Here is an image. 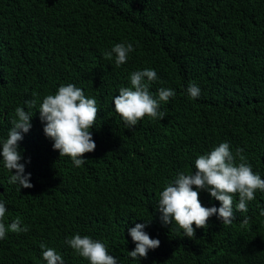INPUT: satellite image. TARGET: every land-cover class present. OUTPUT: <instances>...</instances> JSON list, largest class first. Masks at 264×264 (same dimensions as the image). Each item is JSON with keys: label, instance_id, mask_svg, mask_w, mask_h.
<instances>
[{"label": "trees", "instance_id": "obj_1", "mask_svg": "<svg viewBox=\"0 0 264 264\" xmlns=\"http://www.w3.org/2000/svg\"><path fill=\"white\" fill-rule=\"evenodd\" d=\"M118 43L135 49L119 67L114 55L105 58ZM144 69L157 73L153 95L160 88L176 95L161 102L163 120L145 117L129 129L113 99ZM190 83L198 98L188 94ZM67 84L99 110L96 148L81 167L53 149L38 111ZM17 107L33 115L18 149L33 187L8 183L16 173L0 156V202L3 222L19 217L29 231L0 240V264H46L41 244L64 264H90L65 243L76 234L103 243L117 264H264V191L247 212L236 211L237 194L235 220L214 215L206 228L193 225L194 237L163 224L158 210L166 184L193 173L197 157L224 142L237 164L242 150L264 179V0H0V150ZM199 200L221 207L204 190ZM137 224L160 246L132 260L129 230Z\"/></svg>", "mask_w": 264, "mask_h": 264}, {"label": "clouds", "instance_id": "obj_2", "mask_svg": "<svg viewBox=\"0 0 264 264\" xmlns=\"http://www.w3.org/2000/svg\"><path fill=\"white\" fill-rule=\"evenodd\" d=\"M135 49L132 43L115 44L110 52L105 53L106 59H113L117 67L126 63L129 53ZM145 78L147 82H145ZM158 79L152 69L136 71L130 75L131 87H121L119 94L113 99L114 110L129 129L134 128L138 121L145 117L152 120H163L165 113L160 111L161 102L167 103L176 93L172 89L160 88L153 95L149 91V84ZM191 98H198L200 88L190 83L187 89ZM29 108L35 107V101H27ZM40 119L44 122L45 135L54 141L53 149L58 150L60 156L70 157L76 167H81L86 160L82 157L92 153L96 144L91 129L95 126L98 107L94 98H87L83 90L74 84L61 85L55 94L47 95L39 107ZM17 119L9 130L7 139L2 143L3 165L12 174L8 183L21 188H32L29 183L31 174L25 175V165L20 163L22 154L18 150L19 142L23 139L22 133H28L31 128L32 116L24 108L15 109ZM240 163L230 151L227 142L219 144L210 152L199 155L195 160L193 173H181L177 178L166 184L160 193L158 210L163 224L173 222L183 230L186 237H194L196 229L206 228L209 218L217 216L223 224H231L235 220L234 197L238 194L239 202L235 204L236 211L247 212V203L255 199L257 190L264 191V179L253 172L247 163V158L240 154ZM195 187L196 190H193ZM201 190L207 191L221 207L207 208L199 200ZM7 209L4 202H0V240L6 238L7 233L28 232V226H22V220L17 217L11 224L3 222ZM264 215V212L261 213ZM245 217L242 224H247ZM146 224H137L129 230L132 241L136 244L133 251L128 252L132 260L146 257L148 251L160 246L158 239H152L143 230ZM65 243L80 257L90 264H117V260L108 254L105 245L85 235L79 234L67 239ZM42 256L46 264H64L62 256L53 248L41 244Z\"/></svg>", "mask_w": 264, "mask_h": 264}]
</instances>
